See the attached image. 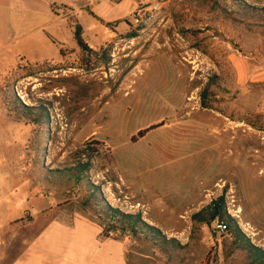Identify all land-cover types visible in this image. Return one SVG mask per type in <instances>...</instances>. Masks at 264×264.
Here are the masks:
<instances>
[{"label": "rangeland", "instance_id": "1", "mask_svg": "<svg viewBox=\"0 0 264 264\" xmlns=\"http://www.w3.org/2000/svg\"><path fill=\"white\" fill-rule=\"evenodd\" d=\"M139 1L109 7V26L58 7L1 58L0 253L80 216L124 241L127 264H260L264 84L244 83L264 68V0H157L146 28ZM90 191L143 225L122 230ZM219 197L240 237L192 218Z\"/></svg>", "mask_w": 264, "mask_h": 264}, {"label": "crops", "instance_id": "2", "mask_svg": "<svg viewBox=\"0 0 264 264\" xmlns=\"http://www.w3.org/2000/svg\"><path fill=\"white\" fill-rule=\"evenodd\" d=\"M130 0H0V62L8 53L22 51L18 48L24 37L43 33L57 20L64 19L54 9L66 7L76 18L79 26L83 16L96 17L104 23L119 20V10L114 13L109 7L118 8ZM132 3L128 4V14ZM92 14V15H91ZM127 15V14H126ZM31 47L34 42L26 43ZM246 59L239 52L230 53L231 64ZM233 70V67H232ZM234 77L237 83V74ZM246 84H264V68L249 70ZM264 113V99L260 105ZM35 239H25L24 245L12 241V250L0 253V264H127L123 240L101 239L100 229L83 217L77 216L69 223L52 220L44 224ZM16 241V242H15ZM0 243L2 240L0 239ZM15 249V250H13Z\"/></svg>", "mask_w": 264, "mask_h": 264}, {"label": "trees", "instance_id": "3", "mask_svg": "<svg viewBox=\"0 0 264 264\" xmlns=\"http://www.w3.org/2000/svg\"><path fill=\"white\" fill-rule=\"evenodd\" d=\"M112 2H114L113 0H111ZM119 0H117L116 2H118ZM114 2V3H116ZM92 15V14H91ZM94 19L99 20L101 23H103V21H101L100 19L96 18L93 16ZM106 26H109L111 24L109 23H105ZM75 41L76 44L80 47L83 48V44L81 42V39L79 37V27L76 26L75 27ZM205 91L202 92L201 97H202V101L205 98ZM17 101V99H16ZM18 102V101H17ZM20 105V104H19ZM203 107H207L205 103H202ZM143 132H147V130L141 131L142 134ZM87 168L83 166V170H86ZM75 171L77 170L78 172H82V169L80 168H75ZM97 193V195H96ZM90 197H97L96 201L97 203H101L102 204V210H101V214H103L105 217H109V218H113V220L116 222V224L118 223L119 225H121L122 230L123 226L128 227L130 229H135L136 226L139 225H143V223L140 220V217L138 215H128V214H123L120 213L119 211H117L116 209H112L110 207H108L101 199V196L98 194V191H90L89 193ZM100 197V198H99ZM203 216H206V218L208 219V221H212V220H219L220 223H223L225 225V228L228 227V229H232L235 237H240V232L236 226V224L226 215L225 211H224V203H223V199L222 197H219L213 201H211L209 204H207L206 206H204L200 211L196 212L195 214L192 215V218L194 220H198V221H204ZM108 228H113V227H106V225H103V231L102 234L103 236L107 237V233L106 231L109 230ZM248 249L253 250L254 252L256 250L253 249V247L250 244H247ZM259 259L260 264H263L264 262V255L262 253H260L259 256H257ZM262 262V263H261Z\"/></svg>", "mask_w": 264, "mask_h": 264}, {"label": "built area", "instance_id": "4", "mask_svg": "<svg viewBox=\"0 0 264 264\" xmlns=\"http://www.w3.org/2000/svg\"><path fill=\"white\" fill-rule=\"evenodd\" d=\"M160 2L155 0L139 1L137 4L136 14L131 16V23L141 28H146L156 21L159 12ZM220 229H225L223 223H219Z\"/></svg>", "mask_w": 264, "mask_h": 264}]
</instances>
